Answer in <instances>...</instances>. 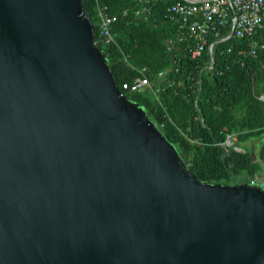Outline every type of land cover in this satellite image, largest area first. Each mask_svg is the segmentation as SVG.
Segmentation results:
<instances>
[{"label": "water", "instance_id": "obj_1", "mask_svg": "<svg viewBox=\"0 0 264 264\" xmlns=\"http://www.w3.org/2000/svg\"><path fill=\"white\" fill-rule=\"evenodd\" d=\"M81 3L0 0V264H264V193L184 171Z\"/></svg>", "mask_w": 264, "mask_h": 264}, {"label": "trees", "instance_id": "obj_2", "mask_svg": "<svg viewBox=\"0 0 264 264\" xmlns=\"http://www.w3.org/2000/svg\"><path fill=\"white\" fill-rule=\"evenodd\" d=\"M180 0H150L151 17L135 18L142 0H82L85 17L93 27L94 42L120 92L122 84L132 82L137 70L145 69L153 79L163 66L173 64L164 42L175 30L163 23L168 5ZM117 16L112 30L116 43L105 45L99 34L98 8ZM127 14L123 16V12ZM250 38L232 39L216 45L210 73H197L187 60L179 62L178 73L161 83L159 98L165 113L150 92L127 93L124 97L148 117L154 128L175 150L179 164L197 181L207 185H246L264 166V49L256 56H243ZM228 50H230L228 52ZM209 57L204 55L200 70ZM192 73V74H191ZM194 76V80H190ZM226 135H235L240 145L262 138L257 157L248 150L236 152L220 144Z\"/></svg>", "mask_w": 264, "mask_h": 264}, {"label": "built area", "instance_id": "obj_3", "mask_svg": "<svg viewBox=\"0 0 264 264\" xmlns=\"http://www.w3.org/2000/svg\"><path fill=\"white\" fill-rule=\"evenodd\" d=\"M142 3V8L135 12V18L147 21L151 17V2L142 0ZM126 14L127 11H124L123 16ZM162 20L175 30V34L164 42L173 64H165L153 79L147 76L144 68L137 70L138 75L132 82L122 84L121 95L124 96V92H150L151 98L164 113V104L159 98L160 85L166 80L169 86L172 84L169 75L179 72V62L182 60L194 63L192 71L195 69L197 76L201 77L212 70L217 44L250 38L249 49L243 56H256L258 50L264 49V0H180L165 8ZM97 21L103 43L115 44L117 34L113 32L112 26L117 22V16L108 14L105 7L98 8ZM204 55H208L209 61L200 70ZM190 80H194V76ZM259 99L264 102V94ZM220 145L236 152L244 151L235 135H226ZM249 187L264 193V177L254 176Z\"/></svg>", "mask_w": 264, "mask_h": 264}, {"label": "crops", "instance_id": "obj_4", "mask_svg": "<svg viewBox=\"0 0 264 264\" xmlns=\"http://www.w3.org/2000/svg\"><path fill=\"white\" fill-rule=\"evenodd\" d=\"M241 148H242V150H244V149H248L249 148V150L250 151H252V147H249L250 145L247 143V146H245L244 144H240L239 145ZM258 148H259V145H257L256 147H255V149H256V152L255 153H252L253 154V156H255V157H257V150H258ZM257 176H260V177H264V166H262L261 164H260V171H259V173L257 174Z\"/></svg>", "mask_w": 264, "mask_h": 264}, {"label": "rangeland", "instance_id": "obj_5", "mask_svg": "<svg viewBox=\"0 0 264 264\" xmlns=\"http://www.w3.org/2000/svg\"><path fill=\"white\" fill-rule=\"evenodd\" d=\"M261 139H262V138H258V139L251 140V141H248V142H245V143H241V144H244L245 146H247V143H248V144L250 145L249 147H252V148H253L252 151H250L249 148H248V150H249L251 153H255V152H256L255 147H256L257 145H259V143L261 142ZM241 147H242V146H241Z\"/></svg>", "mask_w": 264, "mask_h": 264}]
</instances>
